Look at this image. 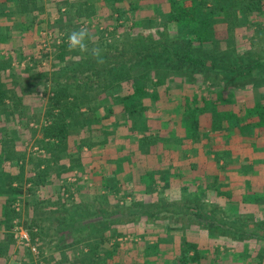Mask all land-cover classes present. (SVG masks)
Returning <instances> with one entry per match:
<instances>
[{
  "label": "trees",
  "instance_id": "trees-1",
  "mask_svg": "<svg viewBox=\"0 0 264 264\" xmlns=\"http://www.w3.org/2000/svg\"><path fill=\"white\" fill-rule=\"evenodd\" d=\"M115 1L117 2V0ZM162 2L165 4L164 6H167V10L164 11L162 22L153 27L154 31L144 32L141 30L127 36L124 40L111 43L101 41L100 44H95L93 41H88L90 50L95 47L102 50L103 63H97L90 51L89 53L70 51L67 44L68 35L57 40L58 43H55L54 76L50 87L47 85L43 88L44 94H49L44 109L45 122L39 129L42 133V146L48 151H57L58 154L62 151L74 152L85 145L93 146L96 143L110 142L113 138V130L101 132L99 125L103 126L100 123L101 120L109 118L112 113L117 114V107L121 114L123 113L121 116L133 123L132 130H145V117L142 113L148 110V99L151 95L147 88L163 86L169 78H174L175 75L189 84L198 83L200 78L213 80V84L220 88L216 92L218 96H221L225 90L228 94H236L249 89L255 92L257 97V100L250 103L248 107L237 102L231 103V107L228 106V113H223L222 106L219 108L216 105L220 104L219 99L211 100V96L209 98L212 103L208 101L201 107L197 105L193 107L186 103L181 116V122L186 130L185 138L194 141L205 138L204 132L198 131L200 127L198 116L207 108H211L215 112L212 122L213 129L220 128L224 122H228V125L244 126L243 120L250 121L247 125L264 126V90L259 91L264 85V0H162ZM43 7L44 5H40V0H3L0 2V26H3L2 21L7 22L8 17L26 13L29 16L28 24L20 19L15 23V27L27 24V28L33 29L44 23L45 26L42 27L47 28L48 25L53 32L60 33L67 31L63 24L67 27H76L78 24L77 20L66 18L69 13L75 11L80 17H92L100 11V5L85 6L84 3L61 0L57 6L60 12L59 20L39 21L32 17V12L43 10ZM102 11L103 9L100 12ZM4 17L5 20H3ZM139 23L142 27L143 22ZM220 23H224L228 33L223 46H220L222 41L217 40L216 24ZM171 27L176 29L177 33H171ZM238 28H245L244 37L251 39V45L246 49L239 48L243 37L237 35L236 29ZM250 29L254 30V36H249ZM44 54L48 56L49 52ZM1 59L0 57V114L2 115L0 123L7 121L5 117L10 119L9 116L14 115L22 107V98L27 91L25 86L20 91L8 87L4 80L6 66ZM159 64L164 67L160 70L154 69ZM26 70H33V67L27 66ZM39 73L35 76H46V72ZM116 100H121L120 105L115 102ZM235 104H238L236 108L233 107ZM19 113L21 112L19 111ZM256 115L259 118L258 121L253 118ZM78 129H84L87 137L74 145L71 142L75 143L76 138H72V136L73 132ZM145 132L141 138L137 139L141 143L159 141L160 133L154 136ZM90 134H94L92 137H97L90 140ZM99 137L101 139H98ZM0 144L4 146L3 139L0 140ZM3 150L1 148L0 152ZM10 156H14L18 160H22L24 157L22 153L11 154L8 149L4 150V155H0V162L4 163ZM52 162H56V158L49 157L35 162L33 168L36 174L29 179L31 186L44 184L47 174L52 170ZM3 173L5 172L1 165L0 177H3ZM15 179H20L17 184L14 183ZM5 184L7 187L0 188V195H6L7 192L13 193V196L14 193L23 194L24 183L16 174H12L10 180ZM13 196L7 195L5 211L1 215L2 223L6 225L7 234L5 240H0V258L6 256L10 251L11 244L15 242L14 230L18 225L15 220L20 217V210L11 206L15 200ZM104 201L106 199L101 200L99 205L109 213V209L105 207L109 203ZM59 204L60 207L57 210L60 215L56 216L57 223L52 228V232L45 233L42 228L39 232V237L45 242L47 240L51 242L54 237L57 238L58 234H61L62 236L58 237L59 241L61 240L58 243V248L63 249L62 245L70 246L69 254L62 252L59 262L79 264L80 258L75 255H78L80 251L76 252L75 250L82 246L90 247L88 251L96 255V258L100 257L102 253L111 257L112 250L107 249L109 246L105 247V245L118 235L112 233V222L108 219L99 221L98 217L94 222L88 217L91 220H87L85 226L80 224V220L69 225L65 216L70 210L65 207L66 204L63 202ZM134 205L139 209L133 210L132 206H123L120 208L121 213H118L117 216L112 215L114 216L113 221L170 219L179 222L183 221L184 217H190L194 221L200 222V225L210 232L219 235L243 240L264 238V221H256L252 215H227L222 208L190 196H184L180 201H170L162 197L156 204L146 205L145 202L138 201L134 202ZM182 207L196 211L187 212L181 209ZM156 208L158 211L155 210ZM95 211L99 213L101 210L95 208ZM108 213H102L103 217ZM35 219V217L27 218L24 220V225L33 228L37 225ZM65 224H67V228H65ZM64 230L71 233L74 238L72 241L67 240L69 238L64 236ZM95 232L97 234H94ZM183 244L181 254L175 257L174 263H199L201 256L197 243L184 240ZM112 245L111 248H118L119 242L112 243Z\"/></svg>",
  "mask_w": 264,
  "mask_h": 264
},
{
  "label": "rangeland",
  "instance_id": "rangeland-1",
  "mask_svg": "<svg viewBox=\"0 0 264 264\" xmlns=\"http://www.w3.org/2000/svg\"><path fill=\"white\" fill-rule=\"evenodd\" d=\"M98 1L99 3L96 5H100L99 10L103 9L102 12L99 11L100 15L88 16L83 19L78 15L76 27H70L69 25L67 27V25L63 24V26H66L65 30H67L65 32H53L48 25L47 28L42 27L45 26L44 23L33 29L20 31L21 29L19 30L18 27H14L8 31L5 26L6 22L2 21L1 23L3 26H0V57L3 60L2 63L6 66L4 69V80L8 87L20 91L25 86L27 87V91L22 98V107L14 115L9 116V118L11 117L10 119L5 117L7 121H1L0 123V127H3V130L0 128V140L3 139L4 141V146L0 144V149H9L11 154L22 153L24 156L22 160L10 156L4 163L3 161L0 162V168L2 165V170L5 172L3 173V177H0V188L7 187L5 183L10 180L12 174H16L24 183L23 194L14 193L13 196V193L7 192L8 194L6 195H0V240L6 239L7 229L6 225L2 223L1 215L5 211V199L9 195V197L13 196L15 198L11 206L16 210H20V217L16 218L15 222L27 230L32 238V244L37 247V251H33L30 246L16 238L14 230L15 242L11 244L10 251L6 256L0 258V264H16L15 259L19 258L18 256H22L23 261L26 258L28 263H37L25 249L33 253L36 256L35 259L39 261L42 257L40 254L42 251L48 254V258L52 256L51 251L48 249L49 246L45 243L42 244L39 232L40 228L45 233L52 232L55 217L58 214L60 215V212L57 210L60 207V202L66 204L65 207L70 210L65 216V220H68L67 224L69 225L80 220V224L85 226L86 222H88L87 220L92 219L94 221L97 217L99 221L105 219L111 221L112 233L118 235L110 239V243L106 244L105 247L113 246L112 243L116 244L119 242L120 252L122 254H130L132 259L134 258L131 260L128 257L130 260L127 262L131 264H145L146 261L143 259L142 254L146 256H149V254L155 255L157 257L155 258L156 263L161 264L160 260H158L160 257L162 258L159 254L160 250L163 251L162 255H166V253L174 254L177 250L178 253L176 254L180 256L181 249L184 247V240L196 242L200 245L198 249L201 261L191 264H256L258 262L264 264V239L260 240V243L244 244L241 250H237L239 246L234 245V241L239 239H229L228 236L212 233L200 225V222L194 221L190 217L183 218L185 223H181L180 228H177L176 223L170 219L158 221H146L144 219L137 221L126 220L124 222L113 221L114 216L121 213L120 208L132 206L134 207L133 210H138L139 208L134 205V202H145L147 200L145 198L146 194H150L148 193L150 189L147 186L142 188L138 186V188L134 186L133 182H128V175L119 178L117 182L112 180L107 181L103 176H110L112 178L113 174L117 173V168L115 169L113 165L114 147L121 146L123 140L125 142L129 140L124 138V133L126 132L120 130L118 128L120 125L116 123L117 120L120 122V119L122 121L123 118L121 116L123 113L121 114L118 107L116 108L117 114L112 113L109 118L101 120L100 123L103 126L99 125L101 132L105 133V131L110 132V130H113V138L110 142L106 144L96 143L93 146L85 145L74 152L62 151L60 154L57 151H48L47 148L42 146V133L39 129L41 124L45 122L44 109L49 98V94H44L43 88L47 85L50 87L52 77L54 76L55 43L57 40L64 35H69L73 30H78L81 26L88 27L91 32L90 41H93L95 44H100L101 41L111 43L117 40H124L134 32L141 30L144 32L154 31L155 28L153 27L162 22L164 11L167 10V6H164L165 4H163L162 0ZM141 21L143 22L142 27L139 23ZM216 30L217 40L222 41V45L220 46L225 45L228 33L225 30L224 23L216 24ZM245 30V28L236 29L237 35L243 37L239 44V48L241 49H246L251 45V39L244 37V34H246ZM170 32L177 33L176 29L172 27L170 28ZM249 34L250 37L254 36V30L250 29ZM47 51L49 52L48 56L44 54ZM27 66L33 67V70H26ZM157 67L154 69L160 70L164 66L159 64ZM43 72H46V76H35V74H43ZM174 78H169L170 81H167L168 84L166 83V85L156 88L150 86L147 88L149 94H154V92L162 94V102H160L161 112L158 115H164V117L170 116L169 118H173V121H176L175 119L179 116L178 113L173 112V109H175L173 104L176 103L175 99H179L178 94L182 96V99H180L182 100L181 102H184L182 105H185V102H188L186 99H189L191 106L197 105L201 107L210 99L209 94L217 96L216 92L220 89L213 84V80L200 78L198 83L189 84L183 82V79L180 78L177 79V82ZM17 81L18 83H16ZM246 90L236 94H228L227 92L228 100L226 103L228 106L231 107V103L237 102L248 107L250 103L256 101L255 92L249 89ZM260 90H264V85H262ZM120 101L116 100L115 102L120 105ZM238 104H235L233 107L236 108ZM185 106L181 107L180 110L184 111ZM154 118L157 119L155 116ZM253 118L257 121L259 119L257 115ZM170 125L171 123L168 124V126ZM5 127L8 130L5 131ZM115 128L118 131H115ZM90 135V140L97 137H92L94 134ZM86 137L84 129L75 130L72 136V138H76L75 143L73 141L71 143L75 145L76 142L82 141ZM98 139H101V137ZM4 150L0 152V155H4ZM49 157L56 158V162H52V170L47 174L46 181L42 185L31 186L29 179L33 178L36 174L33 168L35 162ZM187 169L188 171L190 170L189 168ZM18 180L20 179H15L14 183L17 184ZM204 180L202 177L197 178L195 185L188 182L189 185L185 187L187 188L186 192L189 191V194L195 191L198 193L202 192V198L205 199L208 196L207 191L217 190L220 185L218 182H205ZM224 187V185H220L219 189H224ZM97 188L98 190L95 193ZM170 188L172 197L176 198L175 195L179 193L181 186L174 181ZM30 189L31 192L29 191ZM102 190L105 192L101 193ZM101 198L106 199L104 202L109 203V205H105L109 209V213L99 205L101 200H103ZM228 198L230 199L231 197ZM95 208L101 211L96 213ZM89 212L92 214L89 215ZM102 213L108 214L103 217ZM230 214L233 215V213ZM248 214L254 215L249 212L243 213V215ZM256 216L258 219L264 220V206L260 208ZM32 217L36 218L37 225L33 228H28L24 225V220L27 218L31 219ZM88 217L91 219H88ZM67 224H65V228H67ZM94 234H97V232ZM61 236V234H58L57 237ZM64 236L68 237L69 239L67 240L70 241L74 239L68 230H64ZM55 246L53 245V247ZM87 248L90 249L88 246ZM89 253L91 254L92 252L89 251ZM56 254H59V252ZM53 256L55 257V255ZM51 260H49V264H53ZM20 264L24 263L21 262ZM169 264L175 263L169 262Z\"/></svg>",
  "mask_w": 264,
  "mask_h": 264
},
{
  "label": "crops",
  "instance_id": "crops-1",
  "mask_svg": "<svg viewBox=\"0 0 264 264\" xmlns=\"http://www.w3.org/2000/svg\"><path fill=\"white\" fill-rule=\"evenodd\" d=\"M0 2H3V0H0ZM58 2H61V0H40V5H44L43 10H35L31 13L32 17H35L39 21L59 20L58 16L60 12L57 7ZM71 2L84 3L85 6L99 3L98 0H71ZM64 10L65 8L63 7V11ZM97 14H99V11L94 15L96 16ZM68 15L66 17L68 20H78L79 18L78 13L75 11ZM5 17L3 20H5ZM84 17L85 16H82L81 18L83 19ZM20 19L28 24L29 16L26 13H18V15L8 17L5 23L8 31L14 28L15 23ZM27 24L17 27L19 30L21 29L20 31L30 29L27 28ZM174 79L178 82L177 79L179 78L175 77ZM169 81L170 80H168V82ZM183 82L186 81L183 79ZM178 96L179 99L176 98V103L173 104L175 108L173 112L179 115L178 118L175 119L176 121H173V118H169L170 116L164 117V115H158V113L161 112L160 102H162L163 97L162 94H158V92H154V94L150 95L148 99V101H150L148 102V110L142 113L145 117V130H132L133 123L127 121L128 119H125V117L122 118L123 120L120 122L116 121V123L120 125L118 128L126 132L124 133V138L129 140L126 142L123 140L121 146L114 147L113 165L115 169L117 168V173L113 174L114 176L112 178H110V176H103L107 181L112 180L117 182L119 178L128 175V182H133L135 187L140 186L142 188L147 186V188L150 189V191H148L150 194H146V205L156 204L159 198L162 197L170 201H180L184 196H190L207 202L208 204L216 205L217 203L216 206L222 208L227 215L238 216L249 212L254 214L252 216H254L256 221H264L258 219L256 216V213L264 206V126L255 127L252 126L253 124L247 125L250 121L243 120L245 122L244 126H233L228 125V122H224L220 128L213 129L212 122L215 112L211 108H207L198 116L200 121L198 131L204 132L205 138L201 140L198 139V141L185 138L186 130L181 122L183 111L180 110V108L185 106L186 103H190V100L186 99L188 102L182 105L184 103L180 100L182 96L179 94ZM210 96L211 100L219 99L218 101L220 104L217 103V105L219 108L222 106L223 113H228V104L226 103L228 100L227 90H225L221 96H214V94H210ZM211 100L209 99L208 101L212 103ZM154 116L157 119H155ZM169 123H171L170 126H168ZM0 128L3 130V127ZM4 130H8L7 127H5ZM114 130L118 131L116 128ZM176 130L179 131L176 132ZM144 131L154 136L160 133L159 141L145 144L141 143V141L137 139L138 137H142ZM187 168L190 170L188 171ZM200 177L205 179V182H218L221 186L224 185L226 188L219 189V185L217 190L207 191L208 196L205 199L202 198V192L198 193L195 191L192 192V194H189V191L186 192L187 188L185 187L189 185L188 182L195 185L196 179ZM226 178L228 179L226 180ZM174 181L181 186L179 193L175 195L176 198L172 197L170 188ZM97 190L98 188L95 190V193ZM103 191L104 190H102L101 193H103ZM228 197L231 198L229 199ZM181 209L187 212L196 211L195 209L189 210L186 207H182ZM155 210L158 211L157 208ZM228 212L233 213V215L230 213L228 214ZM55 222L56 220L54 221V225ZM175 223L177 228H180V224L185 223V220L183 219V221ZM228 238L235 239L229 236ZM58 239V237L54 238L51 242L47 240V243L42 240V244L45 243L49 246L48 249L52 254L50 258H48V254L42 251L40 253L42 257L40 256L41 258L39 261L35 259L36 256H34L33 253L25 249L37 263H28L26 258L23 261L22 256H18L19 258L15 259L16 264H20L21 262L24 264H40V262L41 264H49L50 259H52L51 261L53 264H72V262H59L62 252L64 254H69L68 250L70 246L62 245L64 246L63 249L58 248ZM262 239L264 238L239 239L234 241V245L239 246L237 250H241L244 244L260 243ZM53 245L56 246L53 247ZM198 248H200V245H198ZM107 249L112 250L111 257L102 253L100 257L96 258V255L90 254L88 248L83 246L75 250L76 252L80 251V253L75 256H79V264H131L127 261L134 259H132L130 254H122L120 252V247L115 249L109 247ZM58 252L59 254H56ZM162 252V250L159 252L162 258L160 257L158 259L161 264H163V262L165 264V261L166 264L175 262L176 253H178L177 250L174 254L166 253V255H162ZM53 255H55V257ZM142 255L143 259L146 261L145 264H157L155 261L157 257H155V255ZM128 257H130V259Z\"/></svg>",
  "mask_w": 264,
  "mask_h": 264
},
{
  "label": "clouds",
  "instance_id": "clouds-1",
  "mask_svg": "<svg viewBox=\"0 0 264 264\" xmlns=\"http://www.w3.org/2000/svg\"><path fill=\"white\" fill-rule=\"evenodd\" d=\"M91 40V32L87 26H81L78 30H73L68 35V49L70 51H79L80 53H89L96 59L97 63H103L101 55L102 50L98 47L89 49L88 41Z\"/></svg>",
  "mask_w": 264,
  "mask_h": 264
},
{
  "label": "built area",
  "instance_id": "built-area-1",
  "mask_svg": "<svg viewBox=\"0 0 264 264\" xmlns=\"http://www.w3.org/2000/svg\"><path fill=\"white\" fill-rule=\"evenodd\" d=\"M15 236L16 238L22 240V242H24L26 245L30 246V248L33 251H37V247L35 245L32 244V238L30 236V234L27 232L26 229L23 228V226L21 225H17L15 228Z\"/></svg>",
  "mask_w": 264,
  "mask_h": 264
}]
</instances>
